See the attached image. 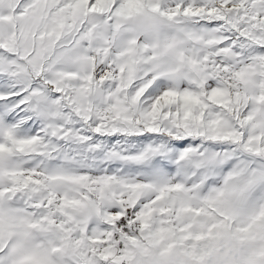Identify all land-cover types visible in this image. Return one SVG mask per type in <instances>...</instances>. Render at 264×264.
<instances>
[{
    "label": "snow or ice",
    "instance_id": "1",
    "mask_svg": "<svg viewBox=\"0 0 264 264\" xmlns=\"http://www.w3.org/2000/svg\"><path fill=\"white\" fill-rule=\"evenodd\" d=\"M0 264H264V0H0Z\"/></svg>",
    "mask_w": 264,
    "mask_h": 264
}]
</instances>
